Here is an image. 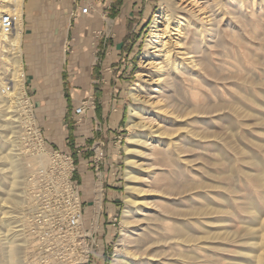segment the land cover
<instances>
[{
    "label": "rangeland",
    "instance_id": "rangeland-1",
    "mask_svg": "<svg viewBox=\"0 0 264 264\" xmlns=\"http://www.w3.org/2000/svg\"><path fill=\"white\" fill-rule=\"evenodd\" d=\"M165 8L166 4L162 0H155L154 14L141 26L132 42L127 43L128 50L122 63L127 68V83L122 89L123 94L120 96L119 92H115L111 84V102L120 97L121 106L115 109L111 106L104 118L100 117L96 109L97 99L94 96L81 98L65 88L63 93L58 89V92L48 97L39 91L40 83L35 81L39 88H34L33 92L29 91L30 86L25 83V100L28 101V107H31V110L30 107L27 110H30L28 116L32 121L22 122L19 114L14 115L12 121L16 122L11 126L16 127L18 124L21 127V140L17 139L12 130L0 127V264H6L5 242L10 235L18 236V239L20 237L22 241L25 238L30 240L27 248L26 245L21 246L18 264H113L118 249H121L123 256L126 254L122 250L127 244L121 243V240L123 228L127 227L124 223L129 205L127 196L132 193L128 191L126 150L130 133V109L134 102L131 91L137 81L136 72L140 67L154 16ZM250 20L251 18L247 26L235 30L231 39L234 76L229 80L217 81L218 94L222 97L219 103L235 106L239 111L241 108L242 112L234 113L229 108L218 109L216 116L205 117L201 113L197 117H189L187 124L182 125L193 127L201 134L208 130L212 135L190 143L194 147L188 144L186 138L189 135L186 138L183 135L178 137L177 142L182 152L180 156L185 159L181 163L186 165L184 169L188 168L185 171L187 176H183L185 180L181 178L179 171L174 170L178 169L180 162L176 155L168 161L165 153L160 150L161 154L158 151L154 155L145 152L143 157L145 163L142 169L147 177V182L144 181L148 184H142L146 193L141 194V199L156 212L160 201L164 207L179 210L180 215L175 216L177 226L181 227L184 223L191 233L200 238L196 242L184 243V246L179 241L173 242L175 248L180 247L188 256L193 251L198 253L196 262L192 264H259L255 253L259 254L264 250V241L258 233L264 218V186L257 181L258 177L264 179V94L261 92L264 85H257L253 79L263 77L264 82V41L259 38L261 28L257 31L254 28L256 22L254 19L252 22ZM229 22L230 20H225L226 24ZM22 44L25 50V42ZM22 59L25 60V52ZM223 86L226 87L224 90ZM79 106H85L81 115L76 113ZM72 108H75L74 114ZM113 110L119 115L118 121L113 120ZM89 112L98 117L97 123L89 122L88 128L94 126V129L88 131L87 137L84 131L83 135L73 136V125L75 128L81 126ZM93 120L95 121V117ZM40 140L44 144L45 153L51 157L44 166L40 163ZM100 151L103 155H100ZM65 161L71 162L70 168ZM167 161L171 167L169 163L168 166L165 164ZM191 175H197L196 185L201 186L193 191H190L188 182ZM170 182L179 188L164 197L159 190L166 191L165 187L168 188ZM74 194L79 198L78 211L81 214V222L78 224L77 221L76 225L70 223L77 211L74 208ZM197 210L198 214H193ZM144 223L163 236L175 239L179 235L174 229L164 230L159 220ZM28 234H31L30 238ZM21 240L18 243L24 244ZM44 241H47L46 249L42 247ZM194 243H197L198 248ZM169 247L161 242L148 251L141 245L133 246L132 251L142 258L138 260L139 264L147 263L148 259L156 264L176 252ZM84 255L86 260L81 259ZM263 262L264 259L260 264H264Z\"/></svg>",
    "mask_w": 264,
    "mask_h": 264
},
{
    "label": "bare ground",
    "instance_id": "bare-ground-1",
    "mask_svg": "<svg viewBox=\"0 0 264 264\" xmlns=\"http://www.w3.org/2000/svg\"><path fill=\"white\" fill-rule=\"evenodd\" d=\"M23 1L24 0H0V55H2L4 59L3 71L0 76V88L2 91L0 96V127L12 130L17 139L21 138V127L18 124V126L16 125V127L11 126L12 123L16 122L12 121L14 115L19 114V118L20 120H22V122L32 121V119H30L28 116L31 107L29 106L30 110H27L29 107L28 101L25 100L26 97L24 92L25 73L23 71L22 63V36L24 30ZM162 2L166 4V8L157 12L154 16V22L152 24L150 35L145 44V51L140 61V67L136 72L137 81L131 91V96L134 102L130 109V120L128 124L130 133L128 135L126 150L128 153V191L132 193L127 196V203L129 205L124 215V223L127 225V227L123 228V237L121 240V243H125V245L127 244V247L122 250L126 252V254L124 253V256L121 254V249L117 250L116 258L113 264H139L138 260L140 261L142 258H140V256L132 251L133 246H145V249L148 251L155 244L161 242L166 245V247H169V245L173 244L174 241H179L181 246H184V243L196 242L200 239L198 236L191 233L189 231V227L186 228L184 223L181 224V227L177 226V219L175 218V216L180 214L179 210H176L175 207V209L173 207H164L163 204L161 205L162 201H160L159 206H157L155 203V205L158 207V211L156 212L152 210L153 208H149V205L147 206L148 203L141 199V194L145 192L142 184L147 182V177L144 175L145 171L142 169L143 164L145 163L143 157L145 156V152H150L149 155H154L157 151L159 152L160 150L165 153V159H168V161L174 159L173 156L176 155L177 158H179L178 160L180 161L178 162L179 167H177L178 169H172L179 171L182 178L188 168L184 169L183 167H185L186 165L184 163H181V161L184 162L185 159L180 156V153L182 152L180 150V145L177 142L178 137L183 135L186 138V135H189L186 138L188 144L191 147H194V144L190 143L197 141L198 138L204 139L210 138V136H212L210 132H208V130L207 133L203 131L204 134H201L202 132L193 129V127H189L188 125L186 127L182 126L185 123L187 124V121L190 119L189 117H197L198 114L201 115V113H204L205 117L213 116L216 114V111L218 109L220 110L223 108H229L234 113H238L241 111V108L239 111V108H235V106H229L228 104L227 106L223 103H219V101H222V97H220V95L218 94L219 92L217 86V81L219 79L229 80L234 76L232 70L233 64L231 62L233 56L231 39L236 33H234V31L241 30L243 26H247L249 19L251 18V20L254 19V21L256 22L254 28L257 31L259 30V28H261V30H259V38L264 41V0H162ZM6 13H11L15 18L13 30L9 34L4 33L1 29V21L3 15ZM226 19L230 20L229 24L225 23ZM247 28L248 27H246V29ZM238 45L236 44V46ZM261 52L263 53V51ZM220 76L221 78H219ZM262 78L257 79V77H254L253 79L256 81L257 85L263 86L264 82ZM225 88L223 86V90ZM242 90L244 89L242 88ZM261 92L262 94H264V89ZM230 98L232 99V97ZM253 98L254 97L252 96V100ZM208 129H210L211 131V128L208 127ZM35 133L37 136L39 135L37 131H35ZM182 139L184 140V138ZM39 142V145L41 147L40 163L44 166L49 163V158L51 157L45 153L44 144L42 143V141L40 140ZM188 144H186V146ZM159 153L161 154V152ZM168 161L165 162L166 165L167 163H169ZM65 163L67 167L70 168L71 162L65 161ZM160 164L163 163L161 162ZM169 166L171 167L170 163ZM186 176L187 175H185V177ZM196 177L197 175L188 179L190 191H193V189L195 188L198 189L199 187H201L196 185ZM258 178L259 179H257V181L259 180L258 182H261L262 186H264V179L262 177ZM156 182H158V180ZM156 182L154 181L153 183L156 184ZM163 182L165 183V181ZM259 187H261V185ZM165 188L166 191L165 189L159 190L164 197L165 195L169 196L170 194H173L170 191H176L179 187L176 188V185H172V183L170 182L168 188ZM73 197V199L75 200L74 208L78 211L80 207L79 198L77 194H74ZM163 203L167 204L165 201H163ZM195 207H192V209L196 211L197 207ZM77 211L74 213L76 216H74V218H76V224L77 221L78 224H80L81 214L79 211ZM198 211L199 210H197V212H194L193 214H198ZM77 216L79 218H77ZM152 220H159L163 224L162 228L164 230L174 229L179 235L175 239L161 235L160 232L154 230L148 224L144 223ZM140 223H142L141 228L139 227ZM258 233L261 234L262 241H264V218L262 220V225ZM17 237L18 236L14 235L8 236L7 241L5 242L6 246L3 245L5 246L6 264H18V255L21 246L26 245L25 248H27L30 242V240L26 238L24 239V241H22L19 237V239L24 242V244L18 243L20 240ZM175 246L176 245L173 244V248L169 247L170 249L175 250V253L169 254L166 257L165 261H158L156 264H192L196 262V259L198 258V253L196 251H193V254H189L190 256H188L184 253V251L180 249V247L175 248ZM194 246L198 248L197 243H194ZM42 247L46 249L47 241H44L42 243ZM255 254V258L258 260V262L261 263L264 259V250L259 254ZM169 256H172L174 258H168ZM81 259L86 260L87 258L85 259L84 255V258ZM144 264H155V261L148 259L147 263Z\"/></svg>",
    "mask_w": 264,
    "mask_h": 264
},
{
    "label": "crops",
    "instance_id": "crops-1",
    "mask_svg": "<svg viewBox=\"0 0 264 264\" xmlns=\"http://www.w3.org/2000/svg\"><path fill=\"white\" fill-rule=\"evenodd\" d=\"M85 5L90 7L88 14L80 11ZM154 7L155 0H25L22 63L29 91L39 88L36 81L41 86L39 91L44 90L48 97L59 90L63 93L65 88L81 98L94 96L101 118L111 106L120 108V97L111 102V84L121 96L127 83V68L122 64L127 43L154 14ZM72 110L74 114L75 108ZM90 114L81 126L73 125V136L84 131L87 137L94 129L88 128L89 122L97 123L98 117ZM113 115L118 121L114 110Z\"/></svg>",
    "mask_w": 264,
    "mask_h": 264
},
{
    "label": "built area",
    "instance_id": "built-area-1",
    "mask_svg": "<svg viewBox=\"0 0 264 264\" xmlns=\"http://www.w3.org/2000/svg\"><path fill=\"white\" fill-rule=\"evenodd\" d=\"M90 10V7L89 5H85V6H82L80 8V11L83 13V14H88ZM73 15H75V12L73 13ZM14 22H15V18L14 16L11 14V13H6L3 15V18H2V21H1V29L4 33L6 34H9L12 32L13 30V27H14ZM3 66H4V59L2 57V55H0V76H1V73L3 71ZM1 88H0V96H1ZM0 101H1V97H0ZM85 110V106H79L78 108H76V113L78 115H81L83 114ZM100 155H103L102 152L100 151ZM70 223L72 225H75L76 224V218H74V216L71 218V221Z\"/></svg>",
    "mask_w": 264,
    "mask_h": 264
}]
</instances>
